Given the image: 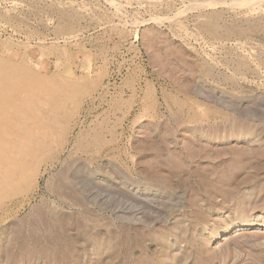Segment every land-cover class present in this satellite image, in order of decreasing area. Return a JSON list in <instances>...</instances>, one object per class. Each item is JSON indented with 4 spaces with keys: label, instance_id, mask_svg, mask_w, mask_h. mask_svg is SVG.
Returning <instances> with one entry per match:
<instances>
[{
    "label": "rangeland",
    "instance_id": "1",
    "mask_svg": "<svg viewBox=\"0 0 264 264\" xmlns=\"http://www.w3.org/2000/svg\"><path fill=\"white\" fill-rule=\"evenodd\" d=\"M263 10L0 0V58L81 85L0 198V264H264Z\"/></svg>",
    "mask_w": 264,
    "mask_h": 264
},
{
    "label": "bare ground",
    "instance_id": "2",
    "mask_svg": "<svg viewBox=\"0 0 264 264\" xmlns=\"http://www.w3.org/2000/svg\"><path fill=\"white\" fill-rule=\"evenodd\" d=\"M71 1V0H70ZM150 1V0H149ZM190 1V0H189ZM242 1V0H241ZM247 1V0H246ZM251 1V0H250ZM16 2V1H15ZM153 2V1H152ZM179 2V1H178ZM194 2V1H193ZM202 2V1H201ZM61 3V2H60ZM86 3V2H85ZM200 3V2H199ZM245 3V2H244ZM33 4V3H32ZM76 4V2H75ZM79 4V3H78ZM77 4V6H78ZM87 4V3H86ZM161 4V3H160ZM166 4V3H165ZM168 4V3H167ZM202 3H200L201 5ZM241 4V3H240ZM248 4V2H247ZM15 5V4H14ZM62 5V4H61ZM152 5V4H151ZM186 5V4H184ZM191 5V4H189ZM197 5V4H196ZM206 5V4H205ZM252 5V4H251ZM82 6V5H81ZM194 6V4H193ZM238 6V4H237ZM240 6V5H239ZM2 7V6H1ZM62 7V6H61ZM72 7V6H71ZM83 7V6H82ZM199 7V6H198ZM38 8V7H37ZM68 8V7H67ZM188 8V6H187ZM195 8V7H194ZM11 9V8H10ZM30 9V8H29ZM33 9V8H32ZM81 9V8H80ZM156 9V8H155ZM169 9V8H168ZM231 8H229L230 10ZM262 9V8H260ZM8 10V9H7ZM15 10V9H14ZM45 10V9H44ZM84 10V9H83ZM161 10V9H160ZM214 10V9H213ZM27 11V10H26ZM121 11V10H120ZM231 11V10H230ZM264 11V10H263ZM16 12V11H15ZM24 12V11H23ZM75 12V11H74ZM90 12V10H89ZM108 12V11H107ZM110 12V11H109ZM119 12V11H118ZM179 12V11H178ZM238 12V11H237ZM245 12V11H244ZM6 13V12H5ZM83 13V12H82ZM81 13V14H82ZM180 13V12H179ZM51 14V13H50ZM75 14V13H74ZM79 14V13H78ZM120 14V13H119ZM122 14V13H121ZM125 14V13H124ZM122 14V15H124ZM214 14V12H213ZM19 15V14H18ZM25 15V14H24ZM47 15V14H46ZM133 15V14H132ZM131 15V16H132ZM169 15V14H168ZM249 15V14H248ZM253 15V14H251ZM5 16V15H4ZM30 16V15H29ZM199 16V15H198ZM26 17V16H25ZM87 17V16H86ZM126 17V16H124ZM129 17V16H128ZM127 17V18H128ZM168 17V16H167ZM176 16H174L175 18ZM201 17V16H200ZM240 17V16H239ZM244 17V16H243ZM46 18V17H45ZM22 20V19H21ZM63 20V19H62ZM108 20V19H107ZM114 20V19H113ZM119 20V19H118ZM210 20V19H208ZM251 20V19H250ZM256 20V19H254ZM253 20V21H254ZM26 21V20H25ZM65 21V20H64ZM102 21V20H101ZM172 21V20H171ZM180 21V20H179ZM247 21V20H246ZM29 22V21H28ZM61 22V21H60ZM59 22V23H60ZM86 22V21H85ZM30 23V22H29ZM118 23V22H117ZM27 24V22H26ZM115 24V23H114ZM125 24V23H124ZM133 24V23H132ZM136 24V23H135ZM255 24V23H254ZM25 25V24H24ZM33 25V24H32ZM111 25V24H110ZM181 25V24H180ZM183 25V24H182ZM206 25V24H205ZM31 26V25H30ZM43 26V25H42ZM201 26V25H200ZM68 27V26H67ZM120 27V26H119ZM183 27V26H181ZM185 28V27H184ZM230 28V27H229ZM78 29V28H77ZM82 29V28H81ZM173 29V28H172ZM241 29V28H240ZM257 31V30H256ZM42 32V31H41ZM64 32V31H63ZM199 32V31H198ZM240 32V31H239ZM259 32V31H258ZM73 33V32H72ZM67 34L68 31H67ZM77 34V32H76ZM197 34V33H196ZM199 34V33H198ZM55 35V34H54ZM78 35V34H77ZM116 35V34H115ZM119 35V34H118ZM56 36V35H55ZM126 36V35H125ZM203 36V35H202ZM187 37V36H186ZM242 37V36H241ZM44 38V37H43ZM125 38V37H124ZM236 39V38H235ZM238 39V38H237ZM217 40V39H216ZM64 42V41H63ZM212 42V41H211ZM21 43V42H20ZM28 44V43H27ZM255 44V43H254ZM245 47V46H244ZM247 47V45H246ZM68 48V47H67ZM264 48V47H263ZM19 49V48H18ZM103 49V48H102ZM225 50V49H224ZM250 50V49H249ZM104 51V49H103ZM254 53V52H252ZM256 54V53H255ZM232 55V54H231ZM253 55V54H252ZM250 56V55H249ZM40 62V61H39ZM235 63V62H234ZM206 65V64H205ZM99 66V65H98ZM208 67V66H207ZM206 67V68H207ZM75 69V68H74ZM100 69V68H99ZM239 70V69H238ZM40 72V71H39ZM42 73V72H41ZM55 73V72H54ZM94 73V72H93ZM100 73V72H99ZM209 73V72H208ZM207 73V74H208ZM212 73V72H211ZM213 74V73H212ZM238 74V73H237ZM256 74V73H255ZM86 75V74H85ZM101 75V74H100ZM97 76V75H96ZM211 76V75H210ZM98 77V76H97ZM100 77V76H99ZM98 77V78H99ZM209 77V75H208ZM212 77V76H211ZM80 78V77H79ZM241 78V77H240ZM62 79V78H61ZM68 79V78H67ZM58 78L38 73L28 61L16 63L0 58V198L13 194V182L19 177L29 180L37 173L40 141L47 138L43 129L48 126L53 110L60 109V100L79 91V82L59 84ZM91 80V79H90ZM83 81V80H82ZM86 81V80H85ZM84 81V82H85ZM88 81V80H87ZM86 81V82H87ZM92 81V80H91ZM90 81V82H91ZM85 82V83H86ZM84 83V84H85ZM88 83V82H87ZM86 86H90L87 85ZM91 84V83H90ZM83 85V84H82ZM94 86V85H92ZM106 86V85H105ZM103 86V87H105ZM102 87V88H103ZM90 89V88H87ZM86 89V90H87ZM83 90V89H82ZM85 91V89H84ZM86 92V91H85ZM87 92H89L87 90ZM86 92V93H87ZM92 92V91H91ZM90 92V93H91ZM89 93V94H90ZM81 95V94H80ZM83 96V95H82ZM72 98V97H71ZM79 98V97H76ZM75 98V99H76ZM60 99V100H59ZM70 100V99H69ZM74 100V99H72ZM71 101V100H70ZM79 101V99H78ZM77 101V102H78ZM72 102V101H71ZM70 102V103H71ZM75 102V101H74ZM68 103V101H67ZM69 103V104H70ZM64 104H62L63 106ZM79 105V104H78ZM68 106V105H67ZM66 106V108H67ZM65 107V105H64ZM69 107V106H68ZM58 108V109H57ZM65 108V109H66ZM70 108V107H69ZM73 108V107H71ZM76 108V107H75ZM61 110V109H60ZM67 113V112H65ZM59 114V113H56ZM55 114V115H56ZM65 115V114H64ZM69 115V113H68ZM67 115V116H68ZM56 117V116H55ZM56 120V119H55ZM65 120V119H64ZM48 121V122H47ZM67 121V120H66ZM57 121H55L56 123ZM61 122V121H60ZM65 123V122H64ZM63 123V124H64ZM47 124V125H45ZM50 124V123H49ZM57 124V123H56ZM55 124V126H56ZM63 126L62 123L59 126ZM65 125V124H64ZM58 126V127H59ZM71 126V125H70ZM54 127V126H53ZM64 128V127H63ZM64 130V129H63ZM62 130V131H63ZM50 131V130H49ZM59 130H57L58 132ZM54 133V132H53ZM49 136V135H48ZM65 137V136H64ZM60 140L59 138H57ZM44 139H42L43 141ZM48 140H50L48 138ZM52 141V140H51ZM47 142V139L45 141ZM55 143V142H52ZM47 146V145H46ZM55 147V146H54ZM61 148V147H60ZM54 151V150H53ZM56 151V150H55ZM46 152V151H45ZM47 153V152H46ZM49 153V152H48ZM54 155V154H53ZM42 156V155H40ZM48 159V158H47ZM40 163V162H39ZM43 163V162H42ZM38 169V168H37ZM36 171V172H35ZM35 172V173H34ZM20 182V181H19ZM24 182V180H23ZM26 182V181H25ZM21 183V182H20ZM23 184V183H22ZM16 186V184H15ZM19 186V184H18ZM23 186V185H22ZM17 187V186H16ZM24 188V187H22ZM18 191V190H17Z\"/></svg>",
    "mask_w": 264,
    "mask_h": 264
}]
</instances>
